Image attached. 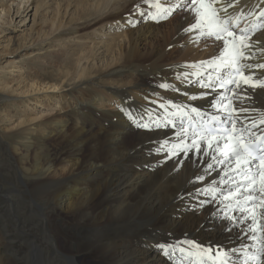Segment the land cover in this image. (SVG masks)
Here are the masks:
<instances>
[{
  "label": "bare ground",
  "instance_id": "1",
  "mask_svg": "<svg viewBox=\"0 0 264 264\" xmlns=\"http://www.w3.org/2000/svg\"><path fill=\"white\" fill-rule=\"evenodd\" d=\"M76 1L81 11L77 14L78 21L86 18L92 8L97 17L92 28L112 20L120 26L123 20L126 31L116 49L114 44L104 47L109 54L114 51V57L104 63V68L88 74L86 67L73 68L78 78L86 77L84 83L89 81L99 86L102 83L105 88L104 91L91 89L88 99L75 102L79 103L81 117L71 122L72 126L67 120H49L36 128L41 142L51 135L59 138L48 158L35 163L27 161L29 147L37 140L27 128L20 136L23 151L11 155L15 165L12 176L19 178L20 190L11 186L0 192L10 202L16 195L25 201L31 199L29 202L42 212V264H181V261L197 264L199 257H168L157 248L158 244L176 245L186 241H195L204 247L212 245L213 250L216 245L236 249V255L230 257L231 264H244L248 256L259 255L258 241L245 240L239 227L227 233L225 224L213 219L217 202L197 208L191 198H177L220 178L222 169L218 164L205 172L207 163H213L212 153L207 156L200 153L197 159L192 149L190 154L172 155L169 159L167 149L178 142L175 133L180 128L174 133L171 127L162 124L153 126L151 131L137 126L141 117L148 121V114L153 122L171 119L177 110L169 105L170 101L188 110L195 106L204 115L216 114L213 104L222 108L219 97L230 93L228 88L219 87L215 63L201 62L213 61L219 56L222 44L201 37L199 32H185L195 22L189 12L168 20L169 15L158 20L141 16V13L155 12L156 0H150L151 8L145 0ZM160 3L175 5L177 0H160ZM229 4L232 6L227 8L228 16L235 18L244 14L239 27L250 28L253 19L261 25L253 38L261 41L259 48L264 49V20L261 22L259 17L264 0H220L217 6ZM59 11L58 4L55 14ZM77 27L67 24L63 33H77ZM91 51L95 57L94 48ZM245 63L251 64L253 68L249 71L264 81V69L254 67L264 64V52L254 50L252 58ZM68 66L64 64V68ZM61 73L66 75L65 71ZM118 76L121 77L116 79ZM72 79L73 76L68 80ZM123 79V83H118ZM162 83L170 87L160 88ZM208 83H211L208 88L201 86ZM192 96L197 99L192 100ZM161 104L169 105L167 111L159 107ZM253 104L258 110L248 115L259 123L264 120V90L257 89L254 101L238 106ZM128 111L135 119L128 116ZM219 114L223 115V111ZM176 122L179 124V119ZM191 139L185 143L190 144ZM166 140L169 145L158 151L157 142ZM199 175H204L205 181L196 185L189 183ZM38 198H42V205L34 201ZM259 219L257 211L258 222ZM35 243L33 240L32 247L38 249ZM43 243L55 248L51 256ZM242 245L251 246L247 253ZM5 247L6 242L0 236V264H16L1 256ZM184 247L198 251L187 243ZM204 255L207 264H212L215 257Z\"/></svg>",
  "mask_w": 264,
  "mask_h": 264
},
{
  "label": "rangeland",
  "instance_id": "2",
  "mask_svg": "<svg viewBox=\"0 0 264 264\" xmlns=\"http://www.w3.org/2000/svg\"><path fill=\"white\" fill-rule=\"evenodd\" d=\"M58 4L60 11L55 14ZM79 10L76 0H0V191L11 186L20 190L19 178L12 176L15 165L11 155L23 151L20 136L26 128L37 139L29 147L27 161L47 159L59 138L51 135L41 142L35 133L38 125L67 120L72 126L71 122L81 117L79 103L75 102L88 99L91 89H105L102 83H84L86 77L78 78L73 68L86 67L87 74L104 68V63L114 57V51L109 54L104 47L114 44L116 49L115 45L125 38L126 27L123 20L120 26L112 20L92 28L97 23L92 8L78 21ZM186 12L183 8L175 10L166 20ZM67 24L78 25V32L64 34ZM64 64H69L68 68ZM71 76L73 79L68 80ZM30 200L16 195L11 203L0 194V236L6 242L1 256L16 264L43 263L42 212ZM34 201L42 205V198ZM33 240L38 249L32 247ZM43 244L51 256L55 248Z\"/></svg>",
  "mask_w": 264,
  "mask_h": 264
},
{
  "label": "snow or ice",
  "instance_id": "3",
  "mask_svg": "<svg viewBox=\"0 0 264 264\" xmlns=\"http://www.w3.org/2000/svg\"><path fill=\"white\" fill-rule=\"evenodd\" d=\"M145 3L152 7L150 0H145ZM219 3L220 0H177L175 5H165L161 4L160 0H156L155 12L141 13V16L158 20L183 8L193 15L195 21L184 29L185 32H199L201 37H209L222 44L219 56L213 61L201 62L215 63L219 87L229 90V95L219 97L222 108L213 104L216 114L208 116L195 106L188 110L183 105H176L170 101L169 105L177 110L171 119L166 118L163 122L157 119L153 122L151 114H148V121L141 117L137 126L151 131L153 126L160 127L162 124L164 127H171L174 133L177 127L180 128V132L175 133L178 142L171 144L167 149L169 159L172 155L190 154L192 149H195L197 159L200 158V153L205 156L209 152L212 153L213 163L206 162L205 172H210L214 165L218 164L222 169L219 172L220 178L213 179L202 187H194L193 191L177 198H191L197 208L217 202V210L212 216L214 220L225 224V232L231 233L239 227L245 240L260 243L257 249L259 255L248 256L244 264H264V132L259 129V125H264V120L257 123L249 118V113L258 110L254 104L238 106L246 101H254L257 89L264 90V81L260 80L254 71H249L253 68L251 64L245 63L252 58L254 50L259 49L264 52V49L259 48L261 41L254 40V29L239 27L244 14L241 13L235 18L228 16L227 8L232 5L218 7ZM259 17L264 20V10L260 11ZM254 67L264 69V64H256ZM225 74H227L226 79ZM201 86L208 88L211 83ZM159 87L167 89L170 85L162 83ZM191 99L195 100L197 97L192 96ZM169 105L161 104L159 107L167 111ZM221 111L223 115L219 114ZM127 114L135 119L131 111ZM177 119L179 124L176 122ZM186 120L187 125H185ZM189 137L192 138L191 143L187 144L185 141ZM157 143H159L157 150L163 151L170 142L166 140ZM203 181L205 176L199 175L189 183L196 185ZM257 211L260 214L259 222ZM237 212L239 215L236 214ZM258 229L259 237H257ZM184 243L194 246L198 251L186 249ZM249 247L251 246L242 245L245 253ZM157 248L168 257L185 255L193 259L199 257L197 264H207L204 253H207L209 258L215 257L212 264H231L230 257L237 252L236 249H229L223 245H216L213 250L212 245L204 247L195 241L178 242L176 245L158 244Z\"/></svg>",
  "mask_w": 264,
  "mask_h": 264
}]
</instances>
